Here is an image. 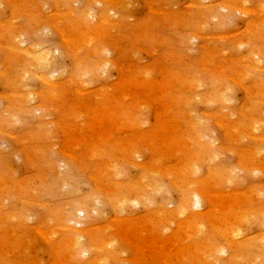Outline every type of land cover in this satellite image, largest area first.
<instances>
[{
    "label": "rangeland",
    "instance_id": "374dc122",
    "mask_svg": "<svg viewBox=\"0 0 264 264\" xmlns=\"http://www.w3.org/2000/svg\"><path fill=\"white\" fill-rule=\"evenodd\" d=\"M13 1L0 264H264V0ZM14 34L51 55L46 83L22 86Z\"/></svg>",
    "mask_w": 264,
    "mask_h": 264
},
{
    "label": "bare ground",
    "instance_id": "6f19581e",
    "mask_svg": "<svg viewBox=\"0 0 264 264\" xmlns=\"http://www.w3.org/2000/svg\"><path fill=\"white\" fill-rule=\"evenodd\" d=\"M13 1V0H12ZM18 1V0H17ZM14 2V1H13ZM60 2V1H59ZM28 3V2H27ZM30 3H31V1H30ZM24 4V3H23ZM93 10V9H92ZM232 10H233V7H232ZM91 11H89V13H90ZM93 12V11H92ZM91 12V13H92ZM241 12V11H240ZM95 14V13H94ZM88 13H87V11H85V12H83V13H81V15H80V17L81 18H83V20H84V17H85V19H87V20H84V21H82L83 22V26H85V28H87L88 29V34H87V36H86V40L84 41V43H82V44H79L78 46H77V48L80 50L85 44L87 45V46H92V45H94L96 42H97V39L95 38L96 36H97V32L98 31H94L93 29H92V27L90 26V20H89V18L93 15V13L92 14H89V15H91V16H89V18H88ZM230 15V14H229ZM71 16V15H70ZM94 16V15H93ZM107 18V15H104L103 16V19H106ZM262 18V17H261ZM108 19H109V17H108ZM105 21V20H104ZM107 21V20H106ZM58 22V21H57ZM82 22H80V23H82ZM92 22V21H91ZM77 25H78V23H77ZM84 29V28H83ZM202 29V28H201ZM13 31V30H12ZM105 34V33H104ZM251 34V33H250ZM15 35V34H14ZM233 35V34H232ZM19 36V35H18ZM18 36L17 35H15L14 36V38H13V43L14 44H16V48L17 49H15V51L16 50H20V52L22 51L23 53H26L27 54V56L29 57V59L31 60L29 63H28V65L25 67V72H24V75H23V77H22V79L20 80V82L22 83V86L23 87H25L26 86V81H28V78H30V79H33V78H38V76H41V77H39V79L41 78V80H43V81H45V83H46V80H47V78H49L50 76H49V69H52L53 67H54V65H53V63L51 62V55H48V54H45L44 52H43V54H38L37 55V53L36 52H38L39 50H38V46L37 47H34L33 49H31L30 48V50H26V49H24L23 47L21 48V45L23 46L24 44V42L21 40V39H19L18 38ZM63 36V35H62ZM99 36V35H98ZM20 37H22V36H20ZM18 39V40H17ZM12 41V40H11ZM40 47V46H39ZM71 47V46H70ZM77 49V50H78ZM78 50V51H79ZM74 51H76V50H74ZM77 51V52H78ZM57 52V51H56ZM94 52V54H102L103 55V53H102V51H100V49H98L97 47H96V49L93 51ZM88 55V54H87ZM108 56V55H107ZM21 62V61H20ZM83 62V61H82ZM107 63L108 62H106V63H103V65H100L99 63H97L96 64V67H95V70H99V69H102V67H104V66H107ZM99 64V65H98ZM106 68V67H105ZM100 71V70H99ZM96 72V71H95ZM3 75H7V73L5 72ZM53 75H55V73L53 74ZM235 80V79H234ZM55 86V85H54ZM168 92V91H167ZM223 97V96H222ZM25 101V100H24ZM229 117H230V115H229ZM201 124V123H200ZM250 134V133H249ZM248 134V135H249ZM261 137V136H260ZM255 138V137H254ZM259 138V137H258ZM239 139V138H238ZM216 142V141H215ZM100 151V150H99ZM217 158V157H216ZM111 169V168H110ZM120 175V174H119ZM141 179V178H140ZM151 186V185H150ZM1 188V187H0ZM7 191V190H6ZM9 191V190H8ZM131 195V194H130ZM23 196V195H22ZM168 196V195H167ZM128 197V196H127ZM188 198H190V197H188ZM122 199V198H121ZM141 199H142V197H139V194L137 195V194H135L131 199H130V197H129V199L127 200H121L120 202H118L119 203V206H122V207H119L120 209H123V206L125 205V203L126 202H129V203H134V205H139L140 203H141ZM193 200H194V198H192ZM120 200V199H119ZM189 200H191V198L189 199ZM192 201V200H191ZM196 203V205H197V208H201L202 206H201V204L202 203H200V201H199V199H197V200H194ZM187 202V201H186ZM191 204V203H190ZM115 206L114 207H116V204H114ZM195 205V206H196ZM133 206V205H132ZM126 207V205L124 206V210L126 209L125 208ZM131 207V206H130ZM137 207V206H136ZM118 208V207H117ZM183 208V207H182ZM193 208V207H192ZM195 209V208H194ZM181 211H182V209H181ZM185 211V210H184ZM79 212V211H78ZM92 212V211H91ZM96 212V211H95ZM193 212V211H192ZM196 213V212H195ZM180 214L182 215L183 214V211L182 212H180ZM177 215V214H176ZM175 216V215H174ZM161 219V218H160ZM162 221H163V219H161ZM5 221V220H4ZM140 221V220H139ZM181 222V221H180ZM179 222V223H180ZM185 222V221H184ZM2 223V222H1ZM181 224H183V223H181ZM184 225L185 226H187V223H184ZM149 227V226H148ZM182 227H183V225H182ZM66 228V227H65ZM60 229H62V228H60ZM64 229V228H63ZM182 229V228H181ZM75 230V229H74ZM195 230V229H194ZM80 231V230H79ZM21 232H22V230H21ZM239 232H240V230H239ZM47 233V232H46ZM20 235V234H19ZM189 237H190V235H189ZM24 238V237H23ZM50 239V238H49ZM81 239V238H80ZM47 240V239H46ZM73 240V239H72ZM72 240L69 242V244L71 245V247H69V245H68V243L66 244V242H65V244L66 245H68V246H66V248H71L70 250H72V248L73 249H75L74 247H79L80 246V242H78V241H80V240H78L77 239V237H76V240L74 239V243L72 242ZM72 242V243H71ZM175 244V243H174ZM201 245H202V243H201ZM9 247V246H8ZM187 248H189V247H187ZM201 248V247H200ZM12 249V248H11ZM191 249V248H190ZM189 249V250H190ZM181 250V249H180ZM192 250V249H191ZM13 252V251H12ZM192 252V251H191ZM87 253H88V251H87ZM86 253V254H87ZM178 253V252H177ZM12 254H14V253H12ZM85 254V253H84ZM83 254V255H84ZM194 254V253H193ZM80 256V255H79ZM86 256V255H85ZM76 257H78V256H76ZM103 258V257H102ZM194 258V257H193ZM74 259V258H73ZM200 259V258H199ZM101 260V259H100ZM107 261V260H106ZM103 262V261H102ZM105 262V261H104Z\"/></svg>",
    "mask_w": 264,
    "mask_h": 264
}]
</instances>
